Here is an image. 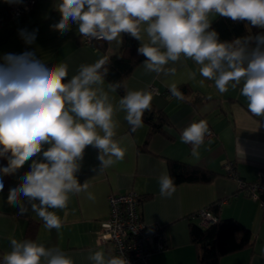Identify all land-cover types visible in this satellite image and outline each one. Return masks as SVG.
Listing matches in <instances>:
<instances>
[{
    "label": "clouds",
    "instance_id": "clouds-1",
    "mask_svg": "<svg viewBox=\"0 0 264 264\" xmlns=\"http://www.w3.org/2000/svg\"><path fill=\"white\" fill-rule=\"evenodd\" d=\"M57 10L61 18L51 27L62 34L71 24L78 25L82 37L109 44L121 43L122 34H128L140 41L137 53L145 57V73L174 78L180 65L188 80H195L198 73L201 84L213 81L221 94L239 88L249 112L264 119V33L221 41L211 26V17L219 15L264 29V0H60ZM37 31L20 29L19 35L32 45ZM188 60L197 66L195 71L187 67ZM107 63L102 57L81 64L69 78L67 63L49 66L33 51L0 57V158L7 160L0 167V192L3 176L31 161L21 183L9 189L7 203L17 207L19 215L28 213L30 205L48 230L61 229L62 220L54 210L67 208L69 194L85 192L89 200L95 199L87 192L88 182L81 184L77 177L86 147L98 150L99 173L124 159L126 148L114 139L115 112L123 111L135 132L150 110L153 93L147 89L127 91L114 107L110 93L121 84L107 83L105 90ZM165 87L172 97L184 99L176 80L165 82ZM209 135L208 123L201 119L186 126L180 140L199 158L198 148ZM158 185L162 197L175 191L174 178L167 172L160 175ZM10 245L0 264H75L59 247L15 238H10ZM88 260L129 264L123 253L106 255L100 250L91 251Z\"/></svg>",
    "mask_w": 264,
    "mask_h": 264
},
{
    "label": "crops",
    "instance_id": "crops-1",
    "mask_svg": "<svg viewBox=\"0 0 264 264\" xmlns=\"http://www.w3.org/2000/svg\"><path fill=\"white\" fill-rule=\"evenodd\" d=\"M59 3L60 0H35L23 16L6 20L0 26V57L5 53L33 51L49 66L67 63L70 78L79 65L94 63L119 51L122 39L119 44L102 41L89 45L84 43L77 24H71L70 30L63 34L52 28L61 18L57 10ZM6 4L5 0H0V9ZM217 16L211 17V21ZM20 29L38 30L32 45L24 43ZM186 64L194 71L197 68L191 60ZM177 70L174 78L157 77L155 73H145L142 62L126 78L123 94L110 93L114 107L129 90H150L153 100L150 110L144 114L142 127L135 132L125 121V113L115 112L113 119L118 126L114 139L121 140V146L126 148L122 161L99 173L98 150L86 147L77 177L81 184L88 182L87 192L95 199L89 200L85 192L69 194L67 208L54 210L62 220L59 231L46 229L26 200L29 211L24 215H19V209L7 203L9 189L21 183L31 161L9 175L0 192V260L11 250L10 238L31 239L46 247H59L75 264H90L91 251L100 250L109 255L110 245L97 241L101 224L109 215V195L135 190L142 197L141 217L149 224L160 225L165 240V247L152 254V264H197L198 246L191 240L190 224L199 223L196 213L200 209L211 208L214 204L219 206L217 211L210 209L214 214L236 218L252 231L253 238L249 246L222 256L220 264H264V214L258 202L239 187L236 177L225 172L230 161L245 181L256 179L259 172L264 171V119L249 112L247 100L240 95L239 88H229L221 94L213 81L205 80L201 84L203 78L198 73L195 80H188L180 65ZM173 80L178 82L179 88L187 86L181 90L183 100L172 97L165 87V82ZM107 83L110 82L105 78V90ZM160 113L168 121L163 125L165 130L149 135L146 119L151 118L150 114L157 118ZM201 119L207 121L210 135L199 146V158H196L191 155L192 146L181 142L180 134L190 123ZM169 159L205 166L217 174L209 183L174 184L172 196L162 197L158 178L164 172L170 174ZM30 223L36 225L33 238L28 235Z\"/></svg>",
    "mask_w": 264,
    "mask_h": 264
},
{
    "label": "trees",
    "instance_id": "trees-1",
    "mask_svg": "<svg viewBox=\"0 0 264 264\" xmlns=\"http://www.w3.org/2000/svg\"><path fill=\"white\" fill-rule=\"evenodd\" d=\"M211 26L219 33L221 41H232L238 37L264 33V29L252 27L247 22H233L231 19L219 15L211 21ZM99 42H102V40H96L94 44ZM105 46V44L102 45L103 48ZM139 46L140 42L138 40L128 34H122L119 51L107 57L108 63L105 67H107L108 73L105 78L110 83L119 82L121 84V87L117 89L120 94L124 92L126 78L132 74L136 66L145 60L144 56L137 53ZM181 86L180 91L187 88L186 85ZM156 116L157 118L153 116L146 119L149 124V135L156 130H165L163 125L167 121L166 117L162 113ZM145 143H148V139ZM6 165L7 160L0 158V167ZM169 169L170 175L174 178V184L182 182L209 183L217 174L216 171L205 166H198L177 159H169ZM225 172L227 173L226 167ZM8 178L9 175L3 176L4 185L7 184ZM141 200L142 197L140 196V203ZM211 206L215 211L219 209L218 205ZM207 208L211 209L210 207ZM29 225L28 235L29 238H33L36 225L31 223ZM190 236L192 242L198 246L197 264H220L222 256L249 246L253 239L252 231L236 218H221L218 216L217 221L207 227H203L199 223H191Z\"/></svg>",
    "mask_w": 264,
    "mask_h": 264
},
{
    "label": "built area",
    "instance_id": "built-area-1",
    "mask_svg": "<svg viewBox=\"0 0 264 264\" xmlns=\"http://www.w3.org/2000/svg\"><path fill=\"white\" fill-rule=\"evenodd\" d=\"M35 3V0H23L22 4L7 3L0 9V26L6 21L21 17ZM84 43L93 45L96 40L82 37ZM227 174L236 177L238 185L246 194L258 202L264 214V171L257 178L245 181L238 176L232 161L226 164ZM109 215L102 222L97 241L111 247V255H123L129 264H152L151 256L162 249L165 240L160 225L149 224L140 215V194L135 190L113 192L109 195ZM199 224L207 227L217 221V216L209 208L197 213Z\"/></svg>",
    "mask_w": 264,
    "mask_h": 264
},
{
    "label": "water",
    "instance_id": "water-1",
    "mask_svg": "<svg viewBox=\"0 0 264 264\" xmlns=\"http://www.w3.org/2000/svg\"><path fill=\"white\" fill-rule=\"evenodd\" d=\"M149 117H152V114H150V116Z\"/></svg>",
    "mask_w": 264,
    "mask_h": 264
}]
</instances>
